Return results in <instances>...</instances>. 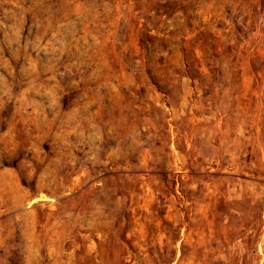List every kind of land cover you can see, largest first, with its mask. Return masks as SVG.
Wrapping results in <instances>:
<instances>
[{"label":"rangeland","instance_id":"1","mask_svg":"<svg viewBox=\"0 0 264 264\" xmlns=\"http://www.w3.org/2000/svg\"><path fill=\"white\" fill-rule=\"evenodd\" d=\"M0 264H264V0H0Z\"/></svg>","mask_w":264,"mask_h":264}]
</instances>
